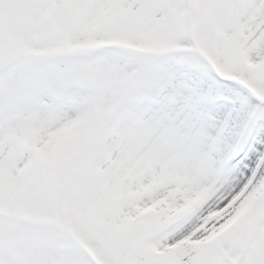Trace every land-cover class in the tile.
<instances>
[{"label":"snow or ice","instance_id":"1","mask_svg":"<svg viewBox=\"0 0 264 264\" xmlns=\"http://www.w3.org/2000/svg\"><path fill=\"white\" fill-rule=\"evenodd\" d=\"M0 264H264V0H0Z\"/></svg>","mask_w":264,"mask_h":264}]
</instances>
